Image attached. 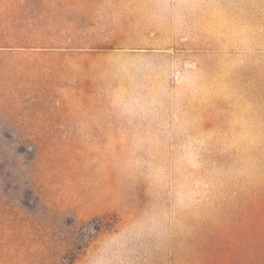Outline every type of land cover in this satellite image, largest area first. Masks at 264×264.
Wrapping results in <instances>:
<instances>
[{
    "label": "rangeland",
    "instance_id": "obj_1",
    "mask_svg": "<svg viewBox=\"0 0 264 264\" xmlns=\"http://www.w3.org/2000/svg\"><path fill=\"white\" fill-rule=\"evenodd\" d=\"M0 264H264V0H0Z\"/></svg>",
    "mask_w": 264,
    "mask_h": 264
}]
</instances>
